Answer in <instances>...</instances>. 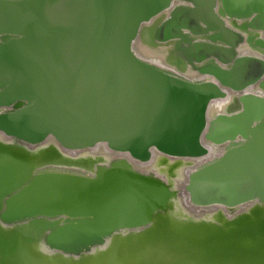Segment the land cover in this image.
<instances>
[{
	"label": "water",
	"instance_id": "obj_1",
	"mask_svg": "<svg viewBox=\"0 0 264 264\" xmlns=\"http://www.w3.org/2000/svg\"><path fill=\"white\" fill-rule=\"evenodd\" d=\"M0 264H264V0H0Z\"/></svg>",
	"mask_w": 264,
	"mask_h": 264
},
{
	"label": "bare ground",
	"instance_id": "obj_2",
	"mask_svg": "<svg viewBox=\"0 0 264 264\" xmlns=\"http://www.w3.org/2000/svg\"><path fill=\"white\" fill-rule=\"evenodd\" d=\"M144 56L147 57L146 54L143 53ZM224 101H221V100H218V101H214L212 102V104L210 105L211 109H212V112H217L219 111L222 106L224 105ZM211 151H209V154L208 156L204 159V160H207L210 156H213L214 155V151L212 149H210ZM115 155H113L112 153H109L108 151H106L104 148L102 147H97V148H94L92 150H87V151H82V152H73V153H69V158H71L72 160L70 161H75L76 159H84V158H92V159H95L97 158L98 160H106L110 157H113ZM116 157V156H115ZM159 158L157 157H154L153 160L147 164H138L136 165V167L142 171H146V172H153L154 174H157L156 172L158 173H163L165 172V168H159L158 165V160ZM157 160V161H156ZM204 160H201V161H204ZM77 162V161H76ZM181 164H184V163H181ZM185 170L184 169H176L174 172L180 176L182 171ZM181 171V172H180ZM212 210H215L217 211L216 209H212ZM199 211L195 212V214H197Z\"/></svg>",
	"mask_w": 264,
	"mask_h": 264
},
{
	"label": "flooded vegetation",
	"instance_id": "obj_3",
	"mask_svg": "<svg viewBox=\"0 0 264 264\" xmlns=\"http://www.w3.org/2000/svg\"><path fill=\"white\" fill-rule=\"evenodd\" d=\"M69 155V154H68ZM240 211L239 210H235V211H233V213H232V215H234V214H237V213H239ZM202 213V212H201ZM207 216H211V214H215V213H218V211H215V210H212V209H210V210H205V212H204ZM203 213V214H204ZM226 214V213H225ZM228 216V215H227ZM229 217V216H228ZM230 217H232V216H230ZM229 217V218H230Z\"/></svg>",
	"mask_w": 264,
	"mask_h": 264
}]
</instances>
